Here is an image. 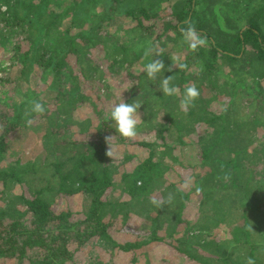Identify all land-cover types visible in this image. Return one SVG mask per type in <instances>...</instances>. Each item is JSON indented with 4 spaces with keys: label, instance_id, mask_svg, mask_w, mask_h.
<instances>
[{
    "label": "trees",
    "instance_id": "obj_1",
    "mask_svg": "<svg viewBox=\"0 0 264 264\" xmlns=\"http://www.w3.org/2000/svg\"><path fill=\"white\" fill-rule=\"evenodd\" d=\"M84 1L70 0L66 4L73 20L78 18L81 24L93 13L83 4ZM221 1L109 0V8L114 13L124 14L130 27L122 29L123 34H118L115 29L112 30V24L102 18L100 26L103 36L95 33L90 40L91 44L102 45L103 56L110 68L118 70L117 73L124 69L131 80L135 79L133 88L140 95L139 109L145 112L140 116L142 121L137 128H141V123L149 124L147 133L155 134L152 141L140 143L148 147V156L133 171L121 175L124 192L131 198L146 195L154 178L161 177L168 168L166 160H177L175 153L184 143L181 136L183 131L190 132L196 127L200 135L195 142L199 151L196 154L198 163L194 168L193 185L188 191L172 187L163 193L164 200L169 194L173 199L167 206L157 209V213L158 216L171 214L175 217L174 224L178 225L182 222L181 213L187 207L186 200L191 194L200 195L198 221L195 225L192 223L191 227L194 225L192 230L198 231L194 238L202 243L198 247L188 246L187 249L172 244L166 246L173 255L182 257L185 264H246L249 257L255 264H262L264 170L260 171L259 177L251 180V167L255 166L254 163H259L257 165L261 167L264 164V135L259 141H254L251 132L259 124H264V0H248L241 7L232 0L225 4L232 12ZM51 3L56 4L55 0H0V35H7L11 42L14 41L9 66L12 67L20 56V38L29 37L31 44L21 56L20 73H31L36 62L42 75L51 76V88H55V97L59 102L53 111L55 118L51 120V131L55 138L48 143L52 160L49 165L50 178H36V175L30 176L14 166L0 167L2 184L9 179L20 184L25 180L32 192L29 195L22 192L17 197L24 208L23 212L13 211L7 215L0 211V257L19 259L23 264H68L74 261V252L68 248L70 242L75 241L81 247L95 237L111 240L107 232L108 223L103 221L109 201L103 199V194L114 184L115 168L105 154V137L115 136L116 141L121 143L128 140L115 133L109 117L101 120L103 136L99 139L69 141L56 136L60 134V124L66 122L61 108L81 99L77 89L72 90V87L65 91L62 85L65 79L70 78L72 85L77 80L72 69L65 67L67 54L75 53L76 66L85 77L88 78V74L86 60L78 55L75 40L66 36L70 28L55 33V26H58L55 17L48 25L37 22L41 10ZM186 20H191L208 39L206 46L190 53L199 59L200 69L193 77L186 74L187 68L180 71L172 69L171 72L165 70L156 79L150 80L143 70L146 63L154 58L161 59L167 69L165 59L171 52L189 50L182 43L179 32V26H183ZM63 36L65 40L60 41ZM148 47L153 48V54L145 57L144 51ZM161 51L163 55L155 57ZM207 53L213 61L202 59ZM218 62L227 68L223 69ZM170 75H173L172 84L179 89L177 95L172 97L159 91L161 79ZM146 83L150 86L146 87ZM193 83L200 93L194 106L187 112L176 113L180 109L179 101L185 87ZM71 93L74 94L73 98L70 97ZM154 96L161 109L173 110L171 118L162 116L160 120L151 121L148 112L153 109L147 105ZM226 96L228 100L225 106L220 113H216L213 105ZM133 101L130 99L129 103ZM12 108V114L0 113V129L3 127L4 130L5 127L6 132L19 125L22 118H29L17 111L15 105ZM3 130L0 134V159L6 146V132ZM138 182L141 183L138 185ZM32 183L36 188L31 187ZM50 191L63 195L83 191L91 195L90 207L84 219L71 222L69 211L53 210L46 195ZM240 221L244 224L242 234L232 239V247H229L230 240L217 236L209 238L207 234L211 227L231 226ZM112 241L123 252L142 246L140 240L136 239L124 243ZM151 241L159 242L163 238L157 236L156 232ZM199 250L208 251L209 254L205 256Z\"/></svg>",
    "mask_w": 264,
    "mask_h": 264
},
{
    "label": "rangeland",
    "instance_id": "obj_2",
    "mask_svg": "<svg viewBox=\"0 0 264 264\" xmlns=\"http://www.w3.org/2000/svg\"><path fill=\"white\" fill-rule=\"evenodd\" d=\"M69 1L55 0L56 4L51 3L48 7H44L39 13V21L37 19V22L44 26L45 23L48 25L52 18L55 17L58 25L55 26V33L58 34L69 27L70 31L66 36L68 35L75 40L78 55L83 60H86L87 63L85 68L88 78L76 66L77 56L75 53L67 54L65 58V67L72 69V74L76 75L77 80L73 84L74 86L71 84L70 78L65 79L62 85L65 86V91L72 87V90L77 89L81 99H76L71 104L61 108L66 122H64L65 124H60L61 126L58 129L60 134H56V136L69 141H93L103 136L101 120L103 117H109L112 106L120 103L121 99L125 103H129L130 99L138 102L140 95L136 94L133 88L136 82L134 81L135 79L131 80L124 69L117 73L118 70L114 71V69L110 68L109 62L103 56L102 45L91 44L92 40L90 39L95 33L98 36H103L100 26L102 18L109 21L112 24V30L115 29L118 34H123L122 29L130 27V23L124 17V14L114 13L109 8V0H85L83 4L85 3L86 7H89L88 9L93 13H90L91 15L87 21L81 24L78 18L73 20L71 10L66 8V4ZM76 1L81 2L82 0ZM230 1L232 0H222L221 2L226 9L232 12V9L225 5ZM233 1L234 3H239L240 7L244 6L245 1L248 2V0ZM254 2L256 1L254 0ZM9 39L10 37L7 35H0V113L7 112L12 114V107L15 105V109L25 115V109L31 100L41 102L45 107V112L43 115L33 114L27 118L33 121L31 126H28L25 122L26 119L22 118L19 125L9 128L7 132L5 127L4 130L2 127L4 133L6 132L4 134L6 146L0 159V167L14 166L17 169L19 168L21 172H27L30 176L36 175V178L49 179L51 172V166L49 165L52 160L48 143L55 138V134L51 131V120L55 118L53 112L55 111V106H59L57 105L59 102L55 97L56 90L53 87L51 88V76L42 75L41 69L36 62L33 63L31 73L21 75V56L24 55V52L31 44L29 37L27 39L20 38V56L12 67L9 66L12 63V47L14 43V41L11 42ZM63 40H65V36L60 38V41ZM191 52L193 51L182 49L177 50V52H171L166 57L165 63L170 66L172 64L171 58H178L180 62H185L187 65L188 72L186 74L193 77L196 71L200 69V65H198L199 59L194 57L196 51L190 55ZM202 59L209 60V62L213 61L208 53L204 54ZM203 60L200 61L202 62ZM221 65L223 69L227 68L223 63ZM173 70L178 71L179 69L173 66ZM2 79H5V81L2 82ZM53 86L55 87L54 84ZM149 86L150 84L146 83V87ZM147 93L148 91L145 89V94ZM73 96L74 94L71 93L70 97L73 98ZM151 99V103L149 102L147 105L153 109V111L148 112L151 121H154V119L160 120L162 116L171 118L173 115L172 109H161L155 100V96ZM227 100L228 96L222 97L220 101L213 105V110L216 113H220ZM175 112L181 114L185 111L179 109ZM138 114L142 116L145 112L143 109H139ZM148 125L141 123V128L139 130L137 128L138 135L134 139L121 143L116 141V137L113 136L110 141L115 148V154L110 158L115 168L113 175L114 184L103 194V199L109 201L103 213V221L108 223L107 232L111 240L95 237L81 247L75 241L70 242L68 248L74 252V261L68 264H185V260L179 255H173L166 244H172L180 249H187L188 246L198 247L202 243L198 238H194L198 231L192 230L199 217L200 195L191 194L189 199L186 200L187 207L182 211V222L178 225L174 224L175 217H172L169 213L158 216L157 208L150 203L153 198L164 200L163 193L172 187L182 190L181 184L183 181L189 176H194V168L198 163L196 154L199 151L195 142L200 135L196 127L190 132L183 131L181 136L184 143L182 146L180 144V150L175 153L177 160H166L168 168L161 177L154 178L152 186L148 189L146 195L141 194L131 198L122 188L121 175L133 171L136 165L149 154L148 147L140 145V143L150 142L155 139L154 133H147ZM2 130L0 129V134ZM251 134V138L254 141H259L264 135V124H259ZM175 135L178 134L175 133ZM154 149L157 150L156 147ZM262 149H264V146H262ZM257 164L259 163H254L255 166L251 167L253 174L251 180L259 177L260 171L264 170V164L262 167ZM31 187L36 188L35 183H32ZM183 190L188 191L189 188ZM22 192L27 195L29 193L32 194L25 180L21 184L13 179H9L5 184L0 182V211H4L7 215L13 211L23 212L24 208L17 198ZM46 195L49 196L53 210L56 212L64 210L71 213V222L84 219L90 207L91 195L83 191H78L72 195H63L50 191L49 193L46 192ZM192 223L194 225L191 227ZM172 224L175 225L174 232H172ZM243 227V221H240L231 226L211 227L207 234H209V238L217 236L219 239L230 240L231 245L229 247H232L234 245L232 239L241 236ZM156 232L157 236L163 238V241L149 242ZM202 234L204 235L205 232ZM135 239L140 240L142 246L129 252L117 249L112 241L124 243ZM199 253L205 256L209 254L208 251L203 250H199ZM260 258L263 260L262 264H264V254H261ZM0 264L23 263L19 259L0 257Z\"/></svg>",
    "mask_w": 264,
    "mask_h": 264
},
{
    "label": "clouds",
    "instance_id": "obj_3",
    "mask_svg": "<svg viewBox=\"0 0 264 264\" xmlns=\"http://www.w3.org/2000/svg\"><path fill=\"white\" fill-rule=\"evenodd\" d=\"M179 32L182 38V43L186 44L188 49L195 52L200 47L206 46L208 39L205 35H202L191 20H186L183 22V26H179ZM153 54V48L148 47L144 51V56L147 57ZM163 55V52L156 53L155 57ZM175 60V62H173ZM172 64L165 68V64L161 59H152L146 63L143 67L144 72L150 80L157 78L158 74L163 73V71L171 72L173 66L180 70H184L187 65L179 61L178 58H171ZM173 75L163 77L160 82L159 91L165 96H176L179 92L177 86L172 84ZM200 93L196 85L193 83L185 87L182 98L179 101V107L181 110L187 112L190 107L194 106L195 100L199 97ZM141 104L135 100L132 103H125L122 99L121 102L115 104L111 107L109 112V119L114 124L115 133H118L120 137L124 139H134L137 135V126L140 121V116L138 114V109ZM45 112L44 105L38 100H31L28 102V107L25 109V117H30L33 114L43 115ZM26 124L31 126L32 120L26 119ZM113 136L105 137V142L108 145V150L106 151V156L112 158L115 154V148L111 145L110 141ZM194 177H187L181 184L182 189H188L193 185ZM141 182H138V185ZM200 189H197L199 191ZM173 197L169 194L168 198L165 200L151 199L150 203L153 204L157 209H161L164 205L171 203ZM250 230H252L250 228ZM246 264H255V261L249 257L246 260Z\"/></svg>",
    "mask_w": 264,
    "mask_h": 264
}]
</instances>
